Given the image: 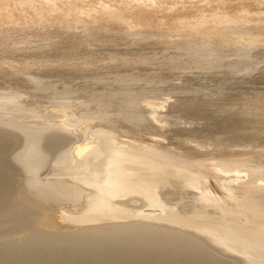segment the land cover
<instances>
[{
  "label": "rangeland",
  "instance_id": "1",
  "mask_svg": "<svg viewBox=\"0 0 264 264\" xmlns=\"http://www.w3.org/2000/svg\"><path fill=\"white\" fill-rule=\"evenodd\" d=\"M139 1L0 0V93L17 95L13 101L0 99V125H16L0 127V134L26 127L65 137L59 144L49 142L53 148L43 143L46 164L36 177L31 171L27 176L15 160L23 142L7 143L2 135L7 146L0 144L2 163H11H0V196L9 198L13 210L11 218L0 220V247L22 245L16 259L23 263L27 239L47 233L38 236H49L64 258L56 257L55 264L70 256L89 264L99 257L100 239L109 230L125 235L139 230L140 242L134 244L139 249L155 238L152 234L160 235L154 239L158 245L178 241L173 255L180 263L174 264H184L187 255L185 264L193 259L201 264L206 256L208 264H264V0ZM200 43L246 48L248 58H233L229 51L228 59L217 62L213 55L183 49ZM102 93H108L106 100ZM96 146L105 148L101 154L114 152V160L100 154L107 167L102 176L91 170L95 165L83 166ZM9 174L17 179L13 188ZM47 182L58 191L40 193ZM35 184L38 189L31 188ZM25 215L33 219L28 225ZM64 239L70 248L57 245ZM79 241L89 250L75 247ZM156 244L149 256L158 253L160 264L166 263ZM191 244L203 245L200 256ZM121 256L117 260L127 257Z\"/></svg>",
  "mask_w": 264,
  "mask_h": 264
},
{
  "label": "bare ground",
  "instance_id": "2",
  "mask_svg": "<svg viewBox=\"0 0 264 264\" xmlns=\"http://www.w3.org/2000/svg\"><path fill=\"white\" fill-rule=\"evenodd\" d=\"M47 1V0H46ZM51 1L52 0H50V3H51ZM140 1H142V0H140ZM139 1V2H140ZM53 3V2H52ZM56 2L54 1V4H55ZM54 4H52V5H54ZM57 4V3H56ZM55 6V5H54ZM64 6V5H63ZM46 7V6H45ZM53 7V6H52ZM105 9V8H104ZM50 10V9H49ZM97 10V9H96ZM52 11H53V9H52ZM55 11H57V9H55ZM81 11H83V10H81ZM93 11V10H92ZM90 12V11H89ZM54 13V12H53ZM85 13H88V12H85ZM55 14V13H54ZM81 14H83V13H81ZM50 15V14H49ZM72 15V14H71ZM87 15H89V14H87ZM39 17V16H38ZM68 17V16H67ZM78 17V16H77ZM67 19V18H66ZM78 19V18H77ZM80 19V18H79ZM80 21H81V19H80ZM76 22V21H75ZM79 23V22H78ZM229 23V22H228ZM72 24H74L73 22H72ZM76 24V23H75ZM78 25V24H77ZM236 25V24H235ZM146 28V27H145ZM221 29V28H220ZM84 32V31H83ZM87 33H88V31H87ZM238 35V34H237ZM221 36V35H220ZM242 36V35H241ZM238 37V36H237ZM227 38V37H226ZM237 42V41H236ZM212 44V43H211ZM211 44H208V43H200L199 45L198 44H192V45H188L187 47L185 46L183 49H185V51H187V52H194V53H199V55H200V53H204V54H206V56H208V57H210V55H213L215 58V61H222V60H224V59H228V56H227V54L229 55V51H231V53H233V58H236V59H244V58H248V52H247V50H246V48H245V50L244 49H242V48H238L237 47V49L236 48H229L228 46L226 47V45H224V46H221V45H217V46H214V45H211ZM218 44V43H217ZM202 45V46H201ZM233 45V44H232ZM181 50H182V48H181ZM230 53V54H231ZM204 54H202V56L204 55ZM208 54V55H207ZM210 54V55H209ZM213 59V60H214ZM245 60V59H244ZM212 61V60H211ZM215 61H214V63H215ZM208 62H210V61H208ZM210 64V63H209ZM209 64H207L208 66H209ZM209 68V67H208ZM108 84V83H107ZM103 85H105V84H103ZM114 87V86H113ZM120 88V87H119ZM107 89H108V87H107ZM113 89V88H112ZM109 90V89H108ZM107 90V91H108ZM115 90H116V88H115ZM117 90H119V89H117ZM117 90L115 91V92H117ZM123 90V89H122ZM125 90V89H124ZM123 90V91H124ZM106 91V90H105ZM111 90H109V92H110ZM121 91V90H120ZM108 92V93H109ZM114 92V90H112V93L110 92V95L111 94H113L114 96H115V94H119V91L117 92V93H113ZM122 92V91H121ZM104 93H106V92H104ZM108 93L107 94H105L106 96V99L108 98ZM16 94H17V92H16ZM56 95H58L57 93L54 95V96H56ZM61 95V94H60ZM112 95V96H113ZM117 95H116V97L115 98H117ZM121 95V94H120ZM17 95H15V94H10V93H6V92H2V93H0V99H4L5 101H13V100H15V97H16ZM63 96H69V95H62V99H63ZM102 98L101 99H104V100H106L105 99V97H104V94L102 93ZM112 96H111V98H112ZM119 96V95H118ZM128 96V95H127ZM70 97H72V96H70ZM69 97V98H70ZM97 97V96H96ZM99 97H101V95L99 96ZM99 97H97V99H99L100 100V98ZM130 97V96H129ZM65 98H68V97H65ZM64 98V99H65ZM69 98H68V100H69ZM115 98H113V99H115ZM118 98H120V96L118 97ZM123 98V97H122ZM121 98V99H122ZM125 98V97H124ZM16 99H17V97H16ZM57 99H59L58 98V96H57ZM113 99H111V100H113ZM130 99V98H129ZM61 100V99H60ZM125 100V99H124ZM127 100V99H126ZM1 101V100H0ZM69 101H71V100H69ZM117 101V100H116ZM120 101H122V100H120ZM61 102V101H60ZM130 102V101H129ZM124 105V104H123ZM128 105V104H127ZM126 106V105H125ZM127 107H129V106H127ZM134 109H135V107H134ZM122 110V109H121ZM125 111V110H124ZM130 112V111H129ZM33 113V112H32ZM128 113V112H127ZM132 114V113H131ZM127 115V114H126ZM132 116V115H131ZM130 116V117H131ZM139 116V115H138ZM133 119V118H132ZM134 120H136V119H134ZM82 122V121H81ZM9 125H7V123H5V125L3 124V125H0V127H2V130H3V128L4 127H7V128H14V126H16V125H14V126H11L10 125V123H8ZM78 126V125H77ZM28 128V127H27ZM15 129H16V127H15ZM15 129L14 130H7V132H2V134H0V142L3 140V138L4 137H2V135L4 136V133L5 134H7V136H5L6 138H7V140H6V142L8 143H10V142H13V141H17V140H19V142L21 141V143H22V147H23V150H21V152L19 153L18 152V154L19 155H17L16 156V158H15V160H17V162L21 165V167H22V169H24V171L23 172H25V171H27V176H28V174H29V171H31L30 172V174L31 175H37L38 176V173L37 174H34L35 172H37L40 168H39V166L40 165H42L44 162H45V160L47 159V158H45V156H46V154H44L43 153V145L46 143V142H48V144H50L49 142H51V143H54L55 142V144H56V142L59 144L60 142H58V141H61V140H63L65 137H63L62 136V134L60 133V132H57V131H55V130H50V129H41V128H39V129H35V130H32V128L30 129H26V127H25V129L24 128H21V129H17V131H15ZM0 131H1V128H0ZM1 133V132H0ZM66 133V132H65ZM98 134V133H97ZM102 134V133H101ZM69 135V134H68ZM104 135V134H103ZM102 135V136H103ZM107 135V134H106ZM2 137V138H1ZM75 138V137H74ZM106 139V138H105ZM98 140V139H97ZM101 141V140H100ZM66 142V141H65ZM110 142V141H109ZM5 143V142H4ZM7 143H5V144H7ZM21 143H19L20 145H21ZM44 143V144H43ZM105 143H107L106 141H105ZM1 145H2V142L0 143ZM16 144V143H15ZM24 144V145H23ZM58 144H57V146H58ZM7 145H9V144H7ZM17 145V144H16ZM15 145V146H16ZM51 145V144H50ZM53 145V144H52ZM52 145H51V147H52ZM94 145V144H93ZM108 147H110V144L108 145V144H106ZM116 145V144H115ZM3 147H4V149H5V147H7V146H4V144L2 145ZM18 147H19V145H17ZM16 146V147H17ZM48 146V145H47ZM103 147H104V145H102ZM107 146H105V147H107ZM113 146V145H112ZM21 147V146H20ZM19 147V148H20ZM45 147H46V145H45ZM50 147V146H49ZM49 147H47V149L49 148ZM65 147V146H64ZM103 147H101L100 146V148H99V146L97 147L96 146V148L95 147H93V148H95V149H93V148H90V149H92V151H90V157L88 158V159H86L85 160V162H90V164H86V163H84V167H87L88 165H89V168H90V166H92V165H95L94 166V168H92L91 170H93V169H95L94 171L96 172V171H98V172H101V173H99V174H101L100 176H102V175H104L107 171L103 168V166H104V164H103V161H105L106 160V158L105 159H103L102 158V160H100L101 158H100V154L101 153H103V149H105V148H103ZM126 147H127V145H126ZM9 149H10V147H8ZM53 148V147H52ZM59 148V147H58ZM57 148V149H58ZM101 148H103V149H101ZM116 148V147H115ZM3 149V148H2ZM3 149V150H4ZM20 149H22V148H20ZM43 149V150H42ZM46 149V150H47ZM56 149V148H55ZM89 149V150H90ZM107 149V148H106ZM111 149H112V147H111ZM114 149V148H113ZM117 149V148H116ZM2 150V151H3ZM65 150H67V149H65ZM78 150V149H77ZM88 150V148H87V152L89 151ZM100 150H102V152L101 153H99L100 152ZM107 150H109V149H107ZM118 150V149H117ZM122 150V149H121ZM6 151V150H5ZM4 151V152H5ZM45 151V150H44ZM64 151V150H63ZM106 151V150H105ZM114 151V150H113ZM46 152V151H45ZM50 152H51V150H50ZM112 151H110L109 153L107 152V154L106 153H104V154H101V156L102 155H107V158L109 157H111V159H113L114 160V152H113V154L111 153ZM53 153V152H52ZM54 153H56V152H54ZM123 153V152H122ZM2 154V153H1ZM49 154V153H48ZM60 153L58 152V155H59ZM62 154L64 155V153L62 152ZM108 154H110V155H108ZM45 155V156H44ZM50 155V154H49ZM3 156V157H2ZM86 156V155H85ZM89 156V155H88ZM88 156H86V158L88 157ZM116 156V155H115ZM48 157V156H47ZM59 158H60V156H58ZM66 157V156H65ZM83 157H84V155H83ZM120 157V156H119ZM124 157V156H123ZM51 158V157H50ZM63 158V156H61V159ZM67 158V157H66ZM80 158H81V156H80ZM6 159H9V158H5V161H6ZM52 159V158H51ZM10 160V159H9ZM65 160V159H64ZM74 160V159H73ZM108 160V159H107ZM4 161V155L2 154V155H0V163H2ZM11 161V160H10ZM58 161H60V159L58 160ZM63 161V160H62ZM76 161V160H75ZM83 161V160H82ZM126 161H128V160H126ZM16 162V161H15ZM15 162H12L13 163V165L15 164ZM16 162V163H17ZM48 162V161H47ZM57 162V161H56ZM108 162V161H107ZM110 162V161H109ZM5 163V162H4ZM4 163H2V164H4ZM6 163H8V162H6ZM5 163V164H6ZM11 163V162H10ZM10 163H8V164H10ZM58 163V162H57ZM45 164H46V162H45ZM110 164H112L111 162H110ZM122 164V163H121ZM176 164V163H175ZM16 165V164H15ZM14 165V166H15ZM106 165V164H105ZM113 165H116V163H113ZM118 165V164H117ZM3 166V165H2ZM5 166V165H4ZM3 166V167H4ZM10 166V165H9ZM45 166V165H44ZM110 166V168L111 167H113V166H111V165H109ZM123 166H125V165H123ZM8 167V166H7ZM204 167V166H203ZM18 168V167H17ZM107 168V167H106ZM109 168V167H108ZM110 168L108 169V171H110ZM116 168H117V166H116ZM119 168V167H118ZM117 168V169H118ZM120 168H121V166H120ZM119 168V169H120ZM135 168V167H134ZM4 169V168H3ZM11 169V168H10ZM38 169V170H37ZM79 169V168H78ZM105 170L104 171V173H102V170ZM117 169H116V171H117ZM126 168H124V170H125ZM5 170H6V168H5ZM21 170V169H20ZM19 170V171H20ZM41 170H42V168H41ZM40 170V171H41ZM122 169H120V170H118V171H121ZM128 170V169H127ZM133 170V169H132ZM1 171H3V170H1ZM112 171V170H111ZM113 171H115L114 169H113ZM112 171V172H113ZM135 171H136V169H135ZM143 171V170H142ZM200 171V170H199ZM5 172V171H4ZM11 172V171H10ZM97 172V173H98ZM140 172V171H139ZM5 173H9V172H7V170H6V172ZM114 173V172H113ZM122 173V172H121ZM110 174H112V173H110ZM109 174V172H108V174L107 175H110ZM120 174V173H119ZM125 174V173H124ZM143 174V173H142ZM1 175H2V173H1ZM5 175V174H4ZM6 175H8V174H6ZM30 175V177H32ZM113 175V174H112ZM111 175V176H112ZM118 175V174H117ZM122 175V174H121ZM11 176H13L12 174H11ZM10 176V174H9V176L7 177L6 176V178H7V180L8 179H10V181L8 182L6 179H5V181H7V183H9V185L12 187V186H14V184H15V182H14V180H16L17 181V179H14V177H11ZM36 176V177H37ZM114 176V175H113ZM143 176V175H142ZM1 177H3V175L1 176ZM36 177H34L33 176V179L32 178H30V179H32V180H34ZM81 177V176H80ZM115 177V176H114ZM120 178H122V177H120ZM189 178V177H188ZM12 179V180H11ZM29 179V178H28ZM27 179V180H28ZM99 179V178H98ZM97 179V180H98ZM104 179V181H106V182H108L105 178H103ZM111 179V178H110ZM114 179V178H113ZM197 179V178H196ZM32 180H29V181H31V183L33 182ZM38 180V179H37ZM37 180H34L35 182L37 181ZM100 180V179H99ZM115 180H117V179H115ZM4 181V182H5ZM28 181V182H29ZM40 182V181H39ZM6 182L5 183H3V186L5 185V184H7ZM17 183H19V182H16V184ZM34 183V182H33ZM32 183V184H33ZM37 183V182H36ZM26 184V183H25ZM31 184V185H32ZM45 184V185H44ZM47 184H48V182H47ZM78 184V183H77ZM102 184V183H101ZM105 184V183H104ZM131 184V183H130ZM135 184V183H134ZM19 185V184H18ZM37 185H38V183H37ZM36 184H35V186L33 187H31L32 189L33 188H37V187H39L40 186V183H39V186H37ZM92 185H94V184H92ZM107 185V184H106ZM7 186H8V184H7ZM17 186V185H16ZM61 186V185H60ZM108 186H111V185H108ZM5 187H6V185H5ZM5 187H3V188H5ZM9 187V186H8ZM62 187V186H61ZM118 187H119V185H118ZM117 187V188H118ZM13 188V187H12ZM12 188L10 189V187H9V190H11L9 193L12 195ZM100 188V187H99ZM111 188V187H110ZM138 188V187H137ZM38 189V188H37ZM36 189V190H37ZM39 189L41 190L42 189V191H40V193H42L43 191H45V192H48V191H50V192H52V193H54V192H57L58 191V188H57V186H56V184L54 183H52V184H48V185H46V183H42V187L40 188L39 187ZM73 189V188H72ZM5 190V189H4ZM7 190V189H6ZM30 190V189H29ZM63 190V189H62ZM71 190V189H70ZM86 190V189H85ZM119 190V189H118ZM1 191H2V188H1ZM60 191V190H59ZM79 191V190H78ZM95 191H96V189H95ZM105 191V190H104ZM109 191V189L107 190V192ZM7 192V191H6ZM39 191H37L36 193H38ZM45 192H43V193H45ZM1 193V192H0ZM13 193H14V191H13ZM42 193V194H43ZM65 193V192H64ZM111 193V192H110ZM110 193H109V195H110ZM116 193V192H115ZM127 193V192H126ZM2 194V193H1ZM16 194V193H15ZM14 194V195H15ZM35 194V193H34ZM78 194V193H77ZM10 195V196H11ZM56 195V194H55ZM54 195V196H55ZM100 195V194H99ZM103 195H105V194H103ZM114 195V194H113ZM112 195V196H113ZM144 195V194H143ZM2 196V195H1ZM0 196V197H1ZM43 196V195H42ZM44 196H46V195H44ZM75 196V195H74ZM112 196H110V197H112ZM152 196V195H151ZM15 196H13V198H14ZM78 197V196H77ZM107 197H108V195H107ZM109 197V198H110ZM116 197V196H115ZM5 198V199H4ZM69 198V197H68ZM67 198V199H68ZM106 198V197H105ZM121 198V197H120ZM222 198V197H221ZM1 200H2V203L0 202V220H2L3 221V218H6V217H8L9 215H10V212H9V210H13V209H11V204H9V202H8V200H9V198L8 197H5V196H2L1 198H0ZM4 199V200H3ZM40 199V198H39ZM102 199V198H101ZM46 200V199H45ZM95 200V199H94ZM112 200V199H111ZM15 201V200H14ZM96 201V200H95ZM98 201H100V200H98ZM7 202H8V204L9 205H6L7 204ZM21 202V201H20ZM77 202V201H76ZM101 202V201H100ZM104 202H105V200H104ZM103 202V203H104ZM107 202V201H106ZM119 202V201H118ZM102 203V202H101ZM111 203V202H110ZM109 203V204H110ZM23 204H25L24 202H23ZM94 204V203H93ZM97 204H98V202H97ZM7 206V208H6V206ZM14 205V204H13ZM72 205H74V204H72ZM100 205V204H99ZM10 206V207H9ZM17 206H19V205H17ZM94 206V205H93ZM92 206V207H93ZM101 206H102V204H101ZM112 206V205H111ZM110 206V207H111ZM21 207V206H20ZM95 207V206H94ZM103 207H106V206H103ZM115 207V206H114ZM22 208H24V207H22ZM28 208V207H27ZM26 208V209H27ZM18 209V208H17ZM95 209H96V207H95ZM21 211H22V213H23V210L22 209H20ZM92 211H93V209H91ZM97 210H99V208L97 207V209H96V211ZM106 210H108V209H106ZM14 211H16V210H14ZM17 211H19V210H17ZM21 211H20V213H21ZM26 211V210H25ZM102 211V210H101ZM103 211H105V210H103ZM102 211V212H103ZM100 212V211H99ZM98 212V213H99ZM111 212V211H110ZM117 212H119V211H117ZM201 212V211H200ZM21 213V214H22ZM25 213V212H24ZM26 213H27V211H26ZM168 213V212H167ZM28 214V213H27ZM103 214V213H102ZM235 214V213H234ZM12 215H14L15 216V214H13L12 213ZM233 215V214H232ZM22 216H24V215H22ZM33 216V215H32ZM31 216V217H32ZM235 216V215H234ZM35 217V216H34ZM33 217V218H34ZM97 217V216H96ZM202 217V216H201ZM239 217V216H238ZM9 218H11L10 216H9ZM13 218V217H12ZM21 217H18V219H20ZM125 218V217H124ZM22 219V218H21ZM38 219V218H37ZM96 219V218H95ZM14 220V219H13ZM23 221H25L26 222V224L28 225L29 224V222H30V220H31V222H32V218H29L28 216H26L25 215V217L22 219ZM1 221V222H2ZM8 221V220H7ZM6 221V222H7ZM16 221H17V219H16ZM19 221V220H18ZM83 221V220H82ZM0 222V223H1ZM5 222V221H4ZM24 222V223H25ZM28 222V223H27ZM22 223V222H21ZM23 223V224H24ZM34 223H35V220H34ZM33 223V224H34ZM81 223V222H80ZM4 224V223H3ZM22 224V225H23ZM26 224L24 225V226H26ZM31 224V223H30ZM88 224V223H87ZM32 225V224H31ZM31 225H30V227H31ZM220 225V224H219ZM224 225V224H223ZM223 225L221 226V227H223ZM33 226V225H32ZM35 226V225H34ZM200 226H202V225H200ZM23 227V226H22ZM138 227V226H137ZM183 227H184V225H183ZM235 227V226H234ZM29 228V227H28ZM32 228V227H31ZM231 228V227H230ZM106 229V228H105ZM110 229V228H109ZM112 229V228H111ZM126 229V228H125ZM131 229V228H130ZM137 229V228H136ZM135 229V230H136ZM165 229V228H164ZM27 230H29V229H27ZM146 230V229H145ZM155 230V229H154ZM199 230V229H198ZM221 230H222V228H221ZM234 230V229H233ZM240 230V229H239ZM108 231V230H107ZM113 231V232H112ZM112 231H110L109 230V232H111L110 234H105V236L103 237V238H101L100 239V242L99 243H101L102 244V242L104 243V245H103V247L101 248L102 249V251H101V253L99 252V249H98V253H100L99 254V257H97L95 260H94V255H92V257H93V260H91L90 261V263L89 264H112V263H115V264H117L118 262V264H120L121 262H122V264H148V263H150V264H160L161 262H162V257L160 258V257H158V253H156V252H154V250H152L153 251V255H155L154 253H156V255H157V257L155 256H149V254L151 255L152 253H151V246L150 245H152V243H157V242H159L158 241V238L156 239V241L157 242H155V238L156 237H158V236H160V235H157V234H152L151 236L152 237H155V238H153V240H152V238H150V240H148V244H146V247H145V249H139V248H137V246L136 245H134V244H136L135 243V241H138V243L140 242L139 241V236H140V231L138 230L137 232L136 231H134V233L135 234H131V235H125L124 233H120V234H117L116 232V230H112ZM161 231V230H160ZM218 231V230H217ZM237 231V230H236ZM250 231V230H249ZM252 231V230H251ZM37 232V231H36ZM103 232H105V231H103ZM121 232V231H120ZM144 231H142V233H143ZM158 232H159V230H158ZM209 232V231H208ZM224 232V231H223ZM223 232H221V233H223ZM233 232V231H232ZM32 233V232H31ZM100 233V232H99ZM138 233H140V234H138ZM150 233V232H149ZM155 233V232H154ZM161 233V232H160ZM213 233V232H212ZM220 233V234H221ZM41 234H47V233H41V232H39V234L38 235H41ZM101 234H102V231H101ZM128 234H130V233H128ZM205 234V233H204ZM225 234V233H224ZM35 235V234H34ZM31 236V238H28L27 239V241H26V243H28L29 244V247H28V244H26V250L29 252L28 253V256L27 255H25V256H27L28 257V259L27 260H24L25 262H23V263H21V262H18V260L16 259V254L18 253V252H23V251H21L20 249H22L23 250V247H22V245L17 249V248H15V250H7V248L6 247H3V248H1L0 247V264H55V261L57 262V258L56 257H58L59 255H58V251L57 250H59V249H56V248H52L51 247V244H49V241L46 239V238H48L49 236H47V235H49V234H47L46 236L47 237H39V236ZM89 235H91V233L89 234ZM94 235V234H93ZM103 235V234H102ZM239 235V234H238ZM250 235V234H249ZM27 236V235H26ZM45 236V235H44ZM51 236V235H50ZM81 236V235H80ZM84 236V235H83ZM87 236V235H86ZM99 236V235H98ZM101 236V235H100ZM161 236H162V234H161ZM215 236V235H214ZM221 236V235H220ZM220 236H217V237H220ZM59 237H60V235H59ZM67 237V236H66ZM66 237H64L65 239H68V238H66ZM73 237V236H72ZM78 237V236H77ZM76 237V238H77ZM89 237V236H88ZM91 237V236H90ZM173 237V236H172ZM172 237H170V238H172ZM183 237V236H182ZM181 237V238H182ZM231 237V236H230ZM229 237V238H230ZM243 237V236H242ZM74 238V237H73ZM141 238V237H140ZM173 238H175V237H173ZM177 238V237H176ZM180 238V240H183V239H181ZM184 238V237H183ZM239 238V237H238ZM22 239V238H21ZM25 239V238H24ZM49 239V238H48ZM61 239V238H60ZM65 239L64 240H62V241H58L57 240V245H58V243H59V245H64L65 243H66V245H67V240L65 241ZM81 239H82V237H81ZM80 239V240H81ZM83 239H84V241L86 240L84 237H83ZM144 239V238H143ZM168 239V238H167ZM220 239V238H219ZM224 239V238H223ZM50 240H52V239H50ZM72 240V243H74L73 241L75 240H73V239H71ZM90 241H91V239H89ZM89 240H87V242L89 243L90 241ZM162 240V239H161ZM171 240L172 241H174L173 239H170L169 241L170 242H168L167 240V242L166 243H162V244H160V245H158V244H156V245H158L157 246V248L160 246V247H162L163 248V253H164V255L166 256V258H168V260H167V262L166 263H163V264H174V263H180L179 262V259H178V255L175 253V255H177V256H174L173 254H174V252H175V250L173 249V245H175V244H177V242L176 243H173V242H171ZM143 241V240H142ZM146 241V240H145ZM162 241H165V240H162ZM161 241V242H162ZM223 241V240H222ZM226 241V240H225ZM237 241V240H236ZM10 242V241H9ZM50 242H52V241H50ZM54 242V241H53ZM92 243L94 242V241H91ZM182 242V241H181ZM197 242V241H196ZM24 243V246H25V242H22V244ZM137 243V244H138ZM142 243V242H141ZM146 243V242H145ZM179 243V242H178ZM216 243V242H215ZM226 243V242H225ZM69 244V243H68ZM90 244V243H89ZM88 244V245H89ZM96 244V243H95ZM133 246H132V245ZM182 244V243H181ZM227 244H229V243H227ZM259 244V243H258ZM11 245V244H10ZM17 245V244H16ZM19 245V244H18ZM17 245V246H18ZM53 245V244H52ZM56 244H54L53 245V247H57V246H55ZM66 245H64V246H66ZM76 245H80V247L83 249H87L88 247H85L84 246V243H81V241H79V243H75V247H76ZM88 245H86V246H88ZM91 245V244H90ZM178 245H180V243L178 244ZM177 245V246H178ZM192 245V244H191ZM1 246H2V243H1ZM4 246V245H3ZM9 246V245H8ZM7 246V247H8ZM15 246V245H14ZM16 246V247H17ZM68 247H69V245H67ZM66 246V247H67ZM77 246V247H78ZM92 246V245H91ZM150 246V247H149ZM153 246V245H152ZM177 246H176V248H177ZM183 247H184V245H182ZM230 246V245H229ZM60 247V246H59ZM59 247H57V248H59ZM67 247V248H68ZM74 247V248H75ZM132 247V248H131ZM153 247H155V246H153ZM180 246H178V248H179ZM192 247H194L193 245H192ZM198 247H200V246H196V247H194V248H196V250H197V254H198ZM202 247H203V245H202ZM202 247H200V248H202ZM205 247V246H204ZM213 247V246H212ZM263 247V246H262ZM10 248V247H9ZM28 248V249H27ZM70 248V247H69ZM90 248V247H89ZM89 248L87 249V251L89 250ZM130 248L132 249V250H130ZM147 248V249H146ZM185 248V247H184ZM193 248V249H194ZM199 248V249H200ZM208 248V247H207ZM232 248V247H231ZM256 248V247H255ZM254 248V249H255ZM10 249H12V248H10ZM62 249H63V247H62ZM71 249H72V247H71ZM75 249H78V248H75ZM85 249V250H86ZM95 250H96V248H94ZM159 249V248H158ZM157 249V250H158ZM188 249V248H187ZM187 249H186V251H187ZM193 249H189V252L191 251V250H193ZM206 249V247L203 249V250H205ZM215 249V248H214ZM217 249V248H216ZM234 249V248H233ZM243 249V248H242ZM65 250V249H64ZM157 250H155V251H157ZM160 250V249H159ZM159 250L157 251V252H159ZM177 250V249H176ZM179 250V249H178ZM195 250V249H194ZM200 250H202V249H200ZM221 250V249H220ZM231 250V249H230ZM25 251V250H24ZM62 251V250H61ZM71 250H69L68 252H70ZM78 251V250H77ZM79 251H80V249H79ZM78 251V252H79ZM161 251V250H160ZM182 251V250H181ZM247 250L245 249V252H246ZM59 252H60V250H59ZM65 252H67V251H65ZM76 252V251H75ZM84 252V251H83ZM82 251L81 252H79V253H83ZM162 252V251H161ZM183 252H185V251H183ZM189 252H187V253H189ZM192 252V251H191ZM202 252V251H201ZM205 253H204V256L205 255H208V252H209V250H208V252L205 250L204 251ZM207 252V253H206ZM211 252V251H210ZM209 252V253H210ZM220 252V251H219ZM222 252V251H221ZM237 252V251H236ZM239 252V251H238ZM248 252V251H247ZM251 252V251H250ZM255 252V251H254ZM61 253V252H60ZM59 253V254H60ZM64 253V252H63ZM71 253V252H70ZM97 253V252H96ZM123 253H126V258L124 259V260H122V258H121V260H117V259H119L120 257H122L121 255L123 254ZM187 253L185 254V255H187ZM200 253V252H199ZM19 254V253H18ZM23 254V253H22ZM24 254H25V252H24ZM23 254V255H24ZM75 254V253H74ZM83 254H87L86 253V251H85V253H83ZM88 254H90V252L88 253ZM161 254V253H160ZM179 254V253H178ZM182 254V253H181ZM184 254V253H183ZM190 254H193V255H197V254H195V253H190ZM219 254V253H218ZM256 254V253H255ZM62 255V254H61ZM65 255H66V253H65ZM64 254H63V257H66ZM77 255V254H76ZM74 256L73 255V257H75V258H77V256ZM79 255V254H78ZM199 255V254H198ZM248 255V254H247ZM25 256H24V258H25ZM174 256V257H173ZM181 257L183 256V255H180ZM188 256V255H187ZM187 256H186V259H187ZM200 256V255H199ZM209 256V255H208ZM211 256V255H210ZM214 255H212V257H213ZM60 257L61 256H59V259H60ZM67 257H69V256H67ZM119 257V258H118ZM192 257V256H191ZM194 257V256H193ZM192 257V258H193ZM195 258V257H194ZM202 258H203V256H202ZM204 258H208L207 256L206 257H204ZM204 258H203V260H202V262L204 263ZM216 258H218V257H216ZM216 258H211V259H213L214 261H218L219 262V260H217ZM249 258H252V256H249ZM257 258H258V256H257ZM256 258V259H257ZM58 259V260H59ZM62 259H64V258H62L61 257V260ZM66 259V261H63L62 263H56V264H78V262L80 263V264H85V260L83 261V263L81 262L82 260H80V261H74L73 262V260L74 259H71V256H70V258L69 259H67V258H65ZM111 259V260H110ZM150 259H152V260H150ZM160 259V260H159ZM165 259V258H164ZM181 259V258H180ZM182 259L183 260H185L186 262L185 263H187L188 261L186 260V259H184L183 257H182ZM196 259V258H195ZM199 260H200V262H201V258L199 257L198 258ZM211 259H209V260H211ZM60 260V261H61ZM72 260V261H71ZM106 260V261H105ZM152 261V262H148V261ZM189 260V259H188ZM197 260V259H196ZM195 260V261H196ZM223 260V259H222ZM232 260V259H231ZM261 260V259H260ZM163 261H165V260H163ZM194 261V259H193V263L195 262ZM208 261V260H207ZM207 261L205 260V263H207ZM214 261H211L212 263L214 262ZM224 261V260H223ZM182 262V261H181ZM192 261L190 260V263H191ZM202 262H201V264H202ZM210 262V261H209ZM222 262V261H221ZM221 262H219L218 264H220ZM256 262H257V260H256ZM256 262H255V264H256ZM262 262H264L263 260H262ZM87 263V262H86ZM184 263V262H183ZM184 263V264H185ZM189 263V264H190ZM193 263H191V264H193ZM198 262H196V264H197ZM204 263V264H205ZM228 263H230L229 261H228ZM200 264V263H199ZM208 264V263H207ZM214 264H217V262H215ZM222 264H224V263H222ZM231 264H232V262H231ZM241 264V263H240ZM258 264V263H257Z\"/></svg>",
  "mask_w": 264,
  "mask_h": 264
}]
</instances>
